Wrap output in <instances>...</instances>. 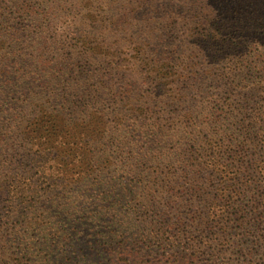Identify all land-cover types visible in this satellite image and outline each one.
<instances>
[{
    "label": "trees",
    "instance_id": "trees-1",
    "mask_svg": "<svg viewBox=\"0 0 264 264\" xmlns=\"http://www.w3.org/2000/svg\"><path fill=\"white\" fill-rule=\"evenodd\" d=\"M0 264H264V0H0Z\"/></svg>",
    "mask_w": 264,
    "mask_h": 264
}]
</instances>
